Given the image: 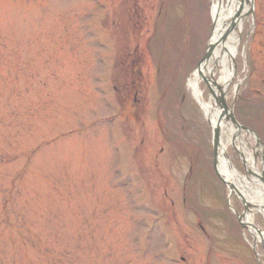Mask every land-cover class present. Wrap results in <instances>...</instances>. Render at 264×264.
Masks as SVG:
<instances>
[{
  "label": "rangeland",
  "instance_id": "1",
  "mask_svg": "<svg viewBox=\"0 0 264 264\" xmlns=\"http://www.w3.org/2000/svg\"><path fill=\"white\" fill-rule=\"evenodd\" d=\"M108 1L0 0V264H257L175 124L184 0ZM247 23L264 88V30Z\"/></svg>",
  "mask_w": 264,
  "mask_h": 264
},
{
  "label": "bare ground",
  "instance_id": "2",
  "mask_svg": "<svg viewBox=\"0 0 264 264\" xmlns=\"http://www.w3.org/2000/svg\"><path fill=\"white\" fill-rule=\"evenodd\" d=\"M249 2L250 0H213L215 26L212 42L215 47L213 54L203 63L201 69L209 78L215 92L218 91L219 87L226 91L233 77L234 60L241 41L242 30L244 29L242 17L249 11ZM232 18L236 19V22H232ZM231 24H233L231 32L225 34L226 28ZM218 72L220 75L219 78H216ZM201 79L198 70L195 71L190 79V87L200 100L204 111L210 114L213 125H220L221 127L217 163L219 171L225 178L235 184L233 194L240 192L243 198L253 203L254 207L248 208L244 213L243 222L252 229L256 241L264 243V230L259 231L258 227L253 225L257 219L254 210L264 218V180L257 166L255 153L251 150L250 143V139L254 136L252 132L242 127H237L231 119V114H225L218 104L205 101L201 88ZM229 147H235L244 156L248 175L243 176L230 164L227 158Z\"/></svg>",
  "mask_w": 264,
  "mask_h": 264
},
{
  "label": "water",
  "instance_id": "3",
  "mask_svg": "<svg viewBox=\"0 0 264 264\" xmlns=\"http://www.w3.org/2000/svg\"><path fill=\"white\" fill-rule=\"evenodd\" d=\"M209 54H210V53H208L207 56H209ZM234 120H235V119H234ZM219 131H220V129L218 128V130H217V137H219Z\"/></svg>",
  "mask_w": 264,
  "mask_h": 264
},
{
  "label": "trees",
  "instance_id": "4",
  "mask_svg": "<svg viewBox=\"0 0 264 264\" xmlns=\"http://www.w3.org/2000/svg\"><path fill=\"white\" fill-rule=\"evenodd\" d=\"M47 252H49L48 250H46Z\"/></svg>",
  "mask_w": 264,
  "mask_h": 264
}]
</instances>
